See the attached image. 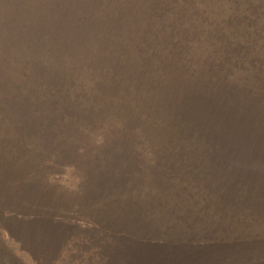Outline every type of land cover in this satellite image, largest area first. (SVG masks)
<instances>
[{
  "label": "trees",
  "instance_id": "trees-1",
  "mask_svg": "<svg viewBox=\"0 0 264 264\" xmlns=\"http://www.w3.org/2000/svg\"><path fill=\"white\" fill-rule=\"evenodd\" d=\"M222 1L201 0L202 16L183 4L181 24L167 0H0V239H40L29 250L0 245V264H79L64 173L77 151L93 158L136 136L133 171L177 181L161 207L178 209L168 234L128 210L134 237L206 239L211 254V239H240L232 225L245 204L264 239V177L236 174L232 158L264 164V34L249 18H224ZM82 188L72 183L73 201Z\"/></svg>",
  "mask_w": 264,
  "mask_h": 264
},
{
  "label": "rangeland",
  "instance_id": "rangeland-1",
  "mask_svg": "<svg viewBox=\"0 0 264 264\" xmlns=\"http://www.w3.org/2000/svg\"><path fill=\"white\" fill-rule=\"evenodd\" d=\"M167 1H174V14L182 15V24L185 22L182 12L183 4H187L191 10H197L201 0ZM251 1L256 8H250L246 0H223L224 18L230 19L231 22L232 18L236 20L249 18L252 22L247 26L252 25V30L263 35L264 0ZM196 13L202 16L204 11L199 9ZM178 23L179 21H177L176 28L181 25ZM172 125L177 126V123L174 121ZM138 126L143 128L145 123L139 122ZM145 134L151 136L149 132H145ZM123 138L127 141L128 134H124ZM130 141V145L127 142L123 147L114 149L115 151L112 152L101 149L93 158L77 151L78 154L75 155L77 168L75 170L67 169L64 173L63 194L66 219L68 220L71 215H74L77 221V230L80 229L78 233L82 235L81 238L69 242L71 248H74L77 243V250L80 252L79 264H264V239H258L254 235V218L259 211L254 210L250 214V208L245 204L241 205L238 211L239 221L237 220L232 225V229L237 231L240 239H211L212 247L216 250L211 254H205L206 239H161V237L164 238V235L154 236L152 232L148 234L150 239L134 237L123 222L126 212L130 209L145 211L149 219L159 227L154 231L174 233L175 225L170 224L172 221L171 210L177 211L178 208L171 204L169 206L171 209H166L164 205L161 207V203L164 201V204L168 205L165 199L171 190L176 191L173 194L174 200L178 188L177 181L167 182L160 173L156 180L142 175L138 177V173L132 169L140 161V158L132 152L137 147V136ZM143 145L146 147L144 140ZM129 149L131 153H129ZM232 158L235 161L233 167H235L236 174L240 175L242 171L248 169L251 177L249 181L257 183L256 185H262L264 164H251L248 157ZM161 161L156 160L152 165L158 168ZM168 162L165 161L166 164ZM229 174H225L222 178L228 179ZM73 182L81 184L84 190L82 196L77 195L74 201L71 196V193L74 192L72 190ZM247 189L243 188L242 196L244 195L247 199L249 207L255 208L254 196L248 195ZM219 191L221 190L219 189ZM228 200L230 203L234 202L232 199ZM75 201L77 208L73 205ZM135 214L138 217L136 212ZM140 217H142L141 214ZM65 224L68 226L67 223ZM168 226L174 227V231L168 230ZM185 230L187 231L186 228ZM183 231L179 232L182 238L186 234H183ZM187 233L191 237L188 231ZM144 234L143 231L142 235ZM39 240L0 239V245L8 248L7 251L4 249V253H9L16 248H12L13 245L29 250ZM35 249L37 251L35 255L40 256L42 249H45V244H38ZM15 256L22 255L16 254Z\"/></svg>",
  "mask_w": 264,
  "mask_h": 264
}]
</instances>
